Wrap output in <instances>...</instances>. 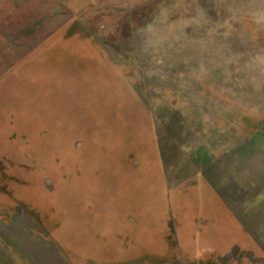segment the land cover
Wrapping results in <instances>:
<instances>
[{
	"label": "rangeland",
	"instance_id": "1",
	"mask_svg": "<svg viewBox=\"0 0 264 264\" xmlns=\"http://www.w3.org/2000/svg\"><path fill=\"white\" fill-rule=\"evenodd\" d=\"M96 151L94 215L125 159L185 247L232 205L219 253L264 264V0H0V264H68L19 182Z\"/></svg>",
	"mask_w": 264,
	"mask_h": 264
},
{
	"label": "crops",
	"instance_id": "2",
	"mask_svg": "<svg viewBox=\"0 0 264 264\" xmlns=\"http://www.w3.org/2000/svg\"><path fill=\"white\" fill-rule=\"evenodd\" d=\"M95 148H99L97 144ZM79 159V174L65 172L61 175L57 172L50 178L42 172L35 178L23 177L18 187L33 211L51 214V218L57 221L50 234L68 264H226L224 254L219 253L224 250H219L217 244L221 231V239H226L227 224L237 221L233 217L235 207L221 208L223 211L219 212L224 214L206 228H197L196 224L185 228L189 230L187 235L192 242L185 247L184 234L179 232L177 225L169 227L155 206L147 204L146 199H135L136 194H132L135 174L132 171L136 165L125 159L118 163L119 160H112V167L106 168L117 173L111 186L112 202L110 205L108 193H103L102 214L94 215L89 207L91 192H102L107 187L105 181L109 180H105L104 175L109 160L103 154L98 156V151L94 157L81 156ZM61 182L63 188L58 189ZM16 190L13 189L17 193ZM214 218L215 215H209L208 220ZM226 244L232 246L236 243Z\"/></svg>",
	"mask_w": 264,
	"mask_h": 264
}]
</instances>
